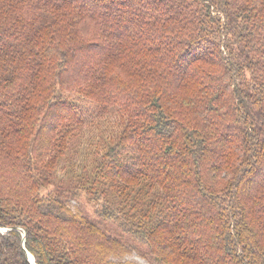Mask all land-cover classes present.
<instances>
[{"label": "trees", "instance_id": "trees-1", "mask_svg": "<svg viewBox=\"0 0 264 264\" xmlns=\"http://www.w3.org/2000/svg\"><path fill=\"white\" fill-rule=\"evenodd\" d=\"M263 167L264 0H0V264H264Z\"/></svg>", "mask_w": 264, "mask_h": 264}, {"label": "rangeland", "instance_id": "rangeland-1", "mask_svg": "<svg viewBox=\"0 0 264 264\" xmlns=\"http://www.w3.org/2000/svg\"><path fill=\"white\" fill-rule=\"evenodd\" d=\"M108 14L107 18H111L113 15ZM124 26L117 27L115 32L122 33L125 31ZM59 115H54L51 119L50 122H52L56 117ZM113 126L112 118L110 117H104L101 119H98L96 122H92L90 124V127L87 128L85 131V134L82 136L81 144L78 146V152L76 155H73L76 158L69 159L68 163L73 162L75 166H66L61 169H59L60 176H63L64 178H67L69 176L67 175H74L76 172L80 170V166L83 165L84 163H89L91 158L95 155L96 150H98L99 145L103 142L104 136H109L111 133L110 128ZM66 163V164H68ZM61 165V163H60ZM61 166H58L60 168ZM264 169V167L262 168ZM260 173V172H258ZM255 174V176L252 178L250 184L255 183L256 180L259 178V174ZM82 202L79 204L80 207V212L85 215H89L92 217L93 209L97 205L96 200H91L87 201L84 198H81ZM71 204H74V201H71ZM95 205V206H94ZM115 229V227H112ZM124 240L126 242L132 243L129 238L124 236ZM131 248V251L126 252L121 256V259H129V260H135L141 264H147V261L142 258L137 251L131 246L128 245ZM118 259V258H114Z\"/></svg>", "mask_w": 264, "mask_h": 264}, {"label": "water", "instance_id": "water-1", "mask_svg": "<svg viewBox=\"0 0 264 264\" xmlns=\"http://www.w3.org/2000/svg\"><path fill=\"white\" fill-rule=\"evenodd\" d=\"M23 235L25 234L24 230H22ZM26 257L30 262H33V257L26 251Z\"/></svg>", "mask_w": 264, "mask_h": 264}]
</instances>
